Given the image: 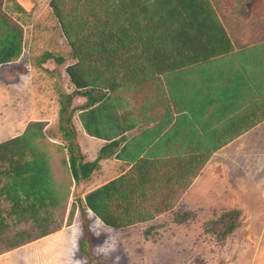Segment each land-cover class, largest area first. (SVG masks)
<instances>
[{
	"label": "trees",
	"instance_id": "trees-1",
	"mask_svg": "<svg viewBox=\"0 0 264 264\" xmlns=\"http://www.w3.org/2000/svg\"><path fill=\"white\" fill-rule=\"evenodd\" d=\"M253 3L241 8L244 16ZM50 6L75 58L66 67L75 89L56 87L58 129L76 186L90 179L101 158L116 154L131 162L124 173L78 198L82 212L91 210L106 226L120 229L171 211L212 152L264 120V41L235 50L212 0H50ZM22 52L23 29L0 3V65ZM51 57L47 52L41 61ZM75 95L86 101L75 105ZM77 110H83L79 116L88 133L115 139L93 161L84 160L77 142ZM44 126L30 122L0 142V238L22 222L40 229L35 237L18 234L11 248L50 233L49 221L70 193L54 179L48 149L40 144ZM134 128L138 134L127 137ZM194 214L178 210L174 220L182 223ZM240 214L226 209L206 221L205 230L222 240ZM88 242L81 237L80 248L90 254Z\"/></svg>",
	"mask_w": 264,
	"mask_h": 264
},
{
	"label": "rangeland",
	"instance_id": "rangeland-1",
	"mask_svg": "<svg viewBox=\"0 0 264 264\" xmlns=\"http://www.w3.org/2000/svg\"><path fill=\"white\" fill-rule=\"evenodd\" d=\"M212 1L233 39L248 44L264 39V0H254L247 19L240 14L247 0ZM0 3L3 11L23 29L21 56L0 65V142L20 134L25 124L43 121L47 134L40 144L48 149L54 179L70 191L66 202L50 219L51 232L47 235L11 248L9 245L19 238L18 234L23 238L35 237L40 229L27 221L5 230L0 238V264H85L91 259L97 264H264V201L259 200L258 194L246 195L241 202H210L203 190L191 189L171 211L152 221L120 229L106 226L91 210L83 213L78 198L84 200L86 193L95 189L96 182L85 180L76 186L66 162V140L58 129L61 105L56 85L73 92L75 87L66 67L75 58L50 0ZM47 52L64 60L58 62L51 57L41 61ZM73 99L75 105L85 102L79 95ZM72 123L76 132L83 134L78 111ZM76 137L79 141L80 137ZM90 150L91 153H83L81 149L85 161H92L88 156L95 155L96 147L88 144L87 151ZM2 203L8 210L9 204ZM230 205L239 207L241 214L236 227L221 240L207 232L204 224ZM178 210H192L195 214L178 223L174 220ZM84 235L90 238V254L80 248Z\"/></svg>",
	"mask_w": 264,
	"mask_h": 264
},
{
	"label": "crops",
	"instance_id": "crops-1",
	"mask_svg": "<svg viewBox=\"0 0 264 264\" xmlns=\"http://www.w3.org/2000/svg\"><path fill=\"white\" fill-rule=\"evenodd\" d=\"M242 9H244V7ZM252 9L253 7L251 8V11ZM251 11L247 16H244L243 12L240 10V14L244 19L245 17L247 19L251 16ZM221 23L227 31L235 50L264 41L263 39L248 44L241 42L238 38L233 39L225 22L221 21ZM83 98L86 101V98ZM77 111L78 117H80L79 113L83 112V110ZM208 116L209 109L202 117ZM152 125L153 124L151 123L147 125L145 124L144 126L150 127ZM26 126L27 124H25L23 128L24 130ZM81 126L83 134L81 132L76 133V135L80 137L79 141L77 139V142L83 153H91L92 148L90 151H87L88 144L91 147H96V150L94 151L95 155L92 157H89L90 155L88 156L92 161L98 157L103 148H106V146L115 141V139L109 140L91 135L85 130L82 124ZM139 131L140 128H134L125 133V135L127 137L135 136ZM17 135H19V133ZM118 138L119 137H116V139ZM125 143L126 140H122L118 148H122ZM117 152L118 150L115 153ZM142 154H144V150ZM130 166L131 162H126L124 159L118 158L116 154L101 158L97 169L92 173L89 180L94 181V184L96 182V185L94 186L95 188L99 187L124 173L130 168ZM191 189L203 190V193H206L209 196L208 201L210 202H241L245 200L246 195L251 196L256 194L260 196L259 200L264 201V120L242 132L237 137L212 152L210 158L196 175L190 187L182 194L180 200H183L185 198L183 196ZM237 196L242 198H238ZM230 208L240 210L239 207L234 205L226 206V209Z\"/></svg>",
	"mask_w": 264,
	"mask_h": 264
}]
</instances>
